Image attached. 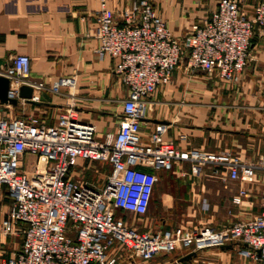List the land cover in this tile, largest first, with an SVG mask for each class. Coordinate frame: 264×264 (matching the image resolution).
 <instances>
[{"label":"built area","instance_id":"1","mask_svg":"<svg viewBox=\"0 0 264 264\" xmlns=\"http://www.w3.org/2000/svg\"><path fill=\"white\" fill-rule=\"evenodd\" d=\"M253 26L264 36V0H257L250 14L237 0H216L210 14L191 23L181 36L171 34L150 0H130L117 19L99 0L94 51L116 59L114 71L127 89L117 127L97 139L94 126L77 117L73 102L52 123L12 116L4 109L11 105L0 103V191L9 200L0 232L21 236L19 247L1 256L0 264H119L123 253L148 261L175 249L186 253L227 243L236 245L240 257L264 264V152L253 161L240 160L227 150L202 153L164 138L163 122L154 124L145 137L139 125L148 97L171 79L183 56L189 70L201 69L224 84L238 82L250 57ZM0 74L8 78L11 97H17L21 84L42 87L30 81L24 53L13 54ZM74 86L73 76H59L49 89L68 91ZM30 98L38 100L32 93ZM178 137L185 139L184 134ZM176 160L188 161L194 173L206 165L222 181L250 184L259 173L258 212L219 228L200 224L155 231L140 230L113 214L119 209L142 216L156 171L170 169ZM83 161L108 164L100 185L72 178L73 167ZM245 194L246 188L239 186L231 201L238 203Z\"/></svg>","mask_w":264,"mask_h":264},{"label":"crops","instance_id":"2","mask_svg":"<svg viewBox=\"0 0 264 264\" xmlns=\"http://www.w3.org/2000/svg\"><path fill=\"white\" fill-rule=\"evenodd\" d=\"M150 1L174 36H181L191 23L205 19L216 3V0ZM256 1L237 0L246 14H250ZM129 2L104 0V5L117 19L120 9ZM98 8L99 0H0V69L10 62L13 54H26L28 77L32 82H41L42 87L32 89L37 101L17 104L31 105L36 110L43 108L40 120L52 123L58 111L73 102L77 117L90 122L94 136L101 139L104 133L116 129L127 89L114 71L116 59L98 56L94 51L97 46L94 18ZM250 42V57L238 82L226 84L221 92L217 91L215 81L208 80L205 71L189 70L183 56L173 68L171 80L159 84L148 97V110L139 124L140 134L145 137L162 120L166 124L163 137L182 148L195 147L202 153L227 150L243 161H253L264 152V36L256 33L255 26ZM59 76H73L74 88L51 91V81ZM210 97L219 102L214 109L206 108ZM179 134H184L185 139H179ZM74 170L75 166L72 178ZM156 174L153 200L143 214V229L155 231L176 226L190 229L200 224L217 228L259 210V173L250 184L222 181L206 165L194 173L188 161L176 160L170 169L157 170ZM239 186L246 188V194L233 203L231 196ZM207 248L216 247L195 251L187 264H237L233 254L223 252L226 248L230 250L228 243L216 248L218 252L203 250ZM182 254V250L175 249L153 257L149 264H169ZM242 261L238 264H260L250 258Z\"/></svg>","mask_w":264,"mask_h":264},{"label":"rangeland","instance_id":"3","mask_svg":"<svg viewBox=\"0 0 264 264\" xmlns=\"http://www.w3.org/2000/svg\"><path fill=\"white\" fill-rule=\"evenodd\" d=\"M207 78L209 81L211 80V82L212 81L216 82V87H217L218 92H221V90L223 88H226V86H225L226 84H224L223 82L218 80L212 74L207 73ZM166 83H164V84H166ZM214 90H216V89L214 88ZM155 91H156V89H155ZM215 103L216 104L219 103L218 100H214L212 97H210L209 100H207L205 103L206 108L207 109H214ZM221 105H224V104H221ZM225 105H229V102H226ZM4 109L7 113H9L12 116H20V115L29 116L30 115V117L32 119H35V120H39L41 115L44 113L42 111L43 108H38V110H36L33 107H31V105L16 104V105H11L10 107H4ZM60 111H58V113ZM108 132H112V131H108ZM30 159H32V156H30ZM108 168H109V166L107 163H100L98 161H88V162L83 161L80 164L75 166L73 179H75L77 181L80 179L88 180L90 182H93L96 185H100L104 180V175L108 171ZM8 205H9L8 197L5 195V193L3 191H0V218L5 214V212L8 208ZM113 214L121 216L123 219H126V221L128 223H132L135 226H137L138 229H140V230L143 229V224H144L143 216H139V215L132 216L129 212H126V211H120L119 212L118 210H113ZM217 228H219V227H217ZM20 238H21V236L19 233L18 234H8V233L3 234L2 232H0V258H1V256L5 255V254H9L10 251L18 248L19 243H20ZM228 245H229L230 250H228L226 248L223 250V252L227 253V254H233L235 256L237 264L240 262H243L242 258L240 256H238V254H237L236 245L233 243H229ZM213 247L218 248L219 246H213ZM216 248H207V249H203V250L208 252V253L213 252V251L218 252L219 250ZM160 256L161 255H156L154 258H158ZM154 258H151L148 261H141L134 256L128 257L127 254L123 253V255H122L123 260L120 261L119 264H149V261L153 260Z\"/></svg>","mask_w":264,"mask_h":264},{"label":"water","instance_id":"4","mask_svg":"<svg viewBox=\"0 0 264 264\" xmlns=\"http://www.w3.org/2000/svg\"><path fill=\"white\" fill-rule=\"evenodd\" d=\"M8 78L0 74V103L16 105L18 98H23L27 102L34 103L35 101L31 100L32 87L26 84H21L17 88V97H11L7 95L8 88ZM162 122V120H158ZM195 254V251H188L179 257H177L173 262L169 264H187L189 258Z\"/></svg>","mask_w":264,"mask_h":264},{"label":"flooded vegetation","instance_id":"5","mask_svg":"<svg viewBox=\"0 0 264 264\" xmlns=\"http://www.w3.org/2000/svg\"><path fill=\"white\" fill-rule=\"evenodd\" d=\"M152 200H153V196H151V200H150V203H149V205H148V208L150 207V204H151ZM148 208H147V209H148ZM142 216H143V218H144V215H142ZM158 218H159V221H161L162 216H161L160 214H158Z\"/></svg>","mask_w":264,"mask_h":264},{"label":"trees","instance_id":"6","mask_svg":"<svg viewBox=\"0 0 264 264\" xmlns=\"http://www.w3.org/2000/svg\"><path fill=\"white\" fill-rule=\"evenodd\" d=\"M31 160V159H30ZM155 257V256H154Z\"/></svg>","mask_w":264,"mask_h":264}]
</instances>
